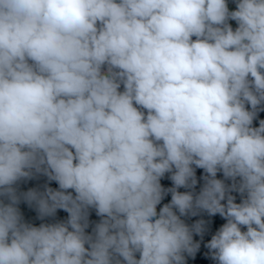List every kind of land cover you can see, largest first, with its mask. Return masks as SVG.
<instances>
[{
    "label": "clouds",
    "instance_id": "9594fccd",
    "mask_svg": "<svg viewBox=\"0 0 264 264\" xmlns=\"http://www.w3.org/2000/svg\"><path fill=\"white\" fill-rule=\"evenodd\" d=\"M262 113L264 0H0V264H264Z\"/></svg>",
    "mask_w": 264,
    "mask_h": 264
},
{
    "label": "trees",
    "instance_id": "16d2710c",
    "mask_svg": "<svg viewBox=\"0 0 264 264\" xmlns=\"http://www.w3.org/2000/svg\"><path fill=\"white\" fill-rule=\"evenodd\" d=\"M233 7H234V5H233ZM233 24H234V22H233ZM260 118H264V113L261 114ZM197 171H198V176H199V174L201 173L202 170H197ZM46 182H47V178L43 177V176H40V177L34 178V179L30 180V181L23 182L21 184V189L22 190H27L28 188L34 187V186L42 188L43 185ZM162 183H164L166 186H168V185H170L171 182L168 181L167 179H165V180L162 181ZM202 183L203 182L201 181V184ZM52 186H57V185L55 184V182H52ZM199 187H200V185H198V188ZM166 199H170V196L168 198H166ZM21 208L25 212L27 218L31 219L33 222H35L37 224L40 223L39 220L35 219L36 213H35V210L33 208H28V206L26 204H24V203L21 204ZM66 217H67V213L62 211V210H60L58 212V214H57V218L63 219V218H66ZM91 218L93 220H98L99 219V217H97L95 215L94 211L92 212V217ZM214 220H215V223H216L217 226L220 223H223V220L221 218H219V217L214 218ZM210 235H211V231L208 234H206L205 242H206L207 239L210 238ZM197 239H198V237H197ZM206 251L207 250L204 249L203 245H202L201 252H206ZM201 252H198L195 257H188V264H197L198 261H206V262H208V264H215L214 261H210L209 257H207L206 255H202Z\"/></svg>",
    "mask_w": 264,
    "mask_h": 264
}]
</instances>
